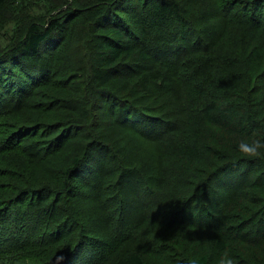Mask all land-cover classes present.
Wrapping results in <instances>:
<instances>
[{"label":"trees","instance_id":"obj_1","mask_svg":"<svg viewBox=\"0 0 264 264\" xmlns=\"http://www.w3.org/2000/svg\"><path fill=\"white\" fill-rule=\"evenodd\" d=\"M12 21L0 264L264 263V199L242 201L264 176V0H0Z\"/></svg>","mask_w":264,"mask_h":264},{"label":"rangeland","instance_id":"obj_2","mask_svg":"<svg viewBox=\"0 0 264 264\" xmlns=\"http://www.w3.org/2000/svg\"><path fill=\"white\" fill-rule=\"evenodd\" d=\"M83 3H87V2H89L90 0H81ZM30 12H32L34 15H42V14H44V12H46L45 11V8H43L42 7V4H40V5H38V6H34V7H32L31 8V10H30ZM12 26H13V21L12 22H8V23H6L2 28H0V44L1 45H3V46H7V44H9V38L12 36V33H13V30H12ZM69 55V54H68ZM66 69H67V67H66ZM58 81H62L61 79H58ZM41 119H44V117H42ZM45 120V119H44ZM262 128H264V124L262 125ZM191 129V128H190ZM209 135H210V133H209ZM221 135V136H220ZM220 135H219V137H224V139H226L228 142H232L233 140L232 139H230V138H228V136L226 135V134H222V133H220ZM197 137L199 136V137H201V138H199L200 140H201V145H203V144H205V145H207V143H206V140H205V136L207 137L208 135H207V131L205 132V133H203V132H200L198 135H196ZM218 137V138H219ZM191 138H193V137H191ZM208 138V137H207ZM198 139V140H199ZM217 141V140H216ZM217 142H219V141H217ZM204 149V148H203ZM178 151V150H177ZM178 152H180V151H178ZM197 158V156L195 155V157H194V159H196ZM147 159H149V160H146V158H145V161H146V164H147V166L148 167H151L152 168V170L149 172L150 174H152V172H154L155 171V169H156V167H158V160H155V161H152L150 158H147ZM172 160V166L173 165H175V167H176V161H179L177 164H182L183 165V170H186V172H185V174H183V176L184 175H186L185 177H184V182L186 183V187H187V184H188V186L189 187H192V185L197 181V177H195V172L193 173V171H194V169H192V163H191V161H188V162H186V163H183L184 161H185V159H184V157H183V155L182 156H178V157H175V158H173V159H171ZM207 161L205 160V158H204V160L203 159H201V158H199V159H197V167L198 168H200L203 164H205ZM51 166V165H50ZM52 166H54L53 164H52ZM257 167H255V168H253V171H255V169H256ZM183 170H181V171H183ZM252 171V170H251ZM258 171H260V172H264V166L260 169V170H258L257 169V172ZM43 172H45V169H41V168H34V174L35 175H37V174H42ZM257 172H256V174H257ZM261 174H259V176H260ZM251 177L249 178V180L247 181L248 183H251V182H253L252 181V175H250ZM253 178H255V176H253ZM262 178V180L260 181V182H258L257 183V185H255L251 190H252V192H249V193H247L246 194V196H245V198L242 200L243 202H244V204L246 203V205H247V207H254V208H259L260 206H262V201L261 202H259L261 199H260V197H262L263 199H264V190H262V187H264V176L263 177H261ZM128 179V178H127ZM131 180V179H130ZM126 182H129V179L126 181ZM168 184H170L171 185V188L172 189H174L175 188V184H174V180H173V178L171 177L170 178V182L168 183ZM130 186H126L124 189H125V191H124V193L125 194H129L128 193V188H129ZM126 189H128V190H126ZM249 194V196L247 197V195ZM194 195H196V200L198 201V199L200 198L199 197V193H196V194H194ZM168 198V197H167ZM184 199H185V197H184ZM176 200V199H175ZM199 201H200V199H199ZM241 201V202H242ZM198 204H196V205H194V208L197 206ZM199 205H200V203H199ZM198 205V206H199ZM127 207H126V211H127V213L130 215L131 214V209L132 208H130V206L131 205H126ZM247 210V209H246ZM85 212H88V210L87 211H85ZM160 214V213H159ZM244 214V213H243ZM84 215L86 216V217H91V215L90 214H88V213H84ZM162 214H160V216H161ZM245 215H249V213H246ZM131 218V217H130ZM82 221L85 223V221H87L84 217H82ZM150 226H147L146 228L148 229V228H151V229H153V227H156V229L157 230H160L161 229V225L160 224H153V225H151V224H149ZM150 230V229H149ZM264 258V257H263ZM264 264V263H263Z\"/></svg>","mask_w":264,"mask_h":264},{"label":"clouds","instance_id":"obj_3","mask_svg":"<svg viewBox=\"0 0 264 264\" xmlns=\"http://www.w3.org/2000/svg\"><path fill=\"white\" fill-rule=\"evenodd\" d=\"M261 143L259 141H257L255 143V146L254 147H248L247 148V151L251 154H256L257 152V149H259L261 147ZM222 264H232V261L231 260H227V261H222Z\"/></svg>","mask_w":264,"mask_h":264}]
</instances>
